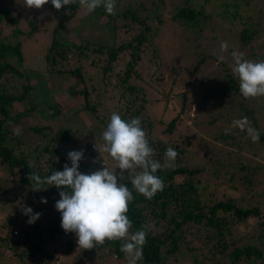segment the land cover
<instances>
[{"label":"trees","instance_id":"trees-1","mask_svg":"<svg viewBox=\"0 0 264 264\" xmlns=\"http://www.w3.org/2000/svg\"><path fill=\"white\" fill-rule=\"evenodd\" d=\"M175 1L178 5L172 21L190 30H203L208 20L204 3L215 0H201L203 3L200 6L198 0ZM219 1L221 5L222 1L227 0ZM237 1L235 0L236 3ZM24 2L25 0H10V8L0 5V168H5L8 173L6 178H0V261L3 259L25 264L29 260L28 264H64L66 259L63 258L76 254L78 260L87 264L95 263L92 256L107 264L112 259L129 264L125 253L120 250L122 241L106 240L103 246L85 250L79 248L78 237L74 233H65L61 227V214L55 209V203L60 199V189L49 186L47 190H32L33 182L28 177L34 171L44 177L54 171H63L66 163L71 166L68 153L62 152L61 145L69 144L76 137V132L64 125L55 129L50 124H24L23 119L36 114V107L22 111L16 107H21L29 92L36 88V83L29 84L35 76L30 75L25 68L21 37L30 39L40 32L51 34L48 46L43 51V77L53 81L55 78L68 76L83 83V89L74 92V95L81 96L85 101V109L93 113L96 112V107L90 104V89L85 82L86 79L93 82V78L86 71L89 67H95L103 76V84L114 78V84L123 89V98L121 97L122 104L113 112L128 122L139 117L149 146L154 150L152 159L167 165L164 154L173 145L160 140L152 141L150 134L154 122L146 110L147 99L131 82L132 76L138 74L137 65L158 28L155 26L153 29L151 22H162L161 6L153 3L155 7L146 10L144 2L134 6L132 2L115 0V15H110L103 6L89 12L79 0L57 10L49 0L41 8L43 11L46 9L47 14H43L41 9L27 8ZM234 6L237 7L238 4ZM100 15L116 25L122 23L126 28L125 32L131 34L130 38L118 44L114 41L109 46L87 38H82L79 42L68 40L67 34L70 32L67 27L70 22L73 21L78 30L89 29L93 18ZM52 17L58 22L49 30L48 23L52 21ZM82 19L85 22H81ZM250 23L244 22L239 32V40L243 46H247L258 35ZM24 24L28 29H23ZM1 25L12 27L9 34H3ZM151 50L155 56L158 55L153 45ZM125 54L129 55L128 61L122 71L116 72L121 56ZM96 70L94 72L98 73ZM226 77L231 90L241 94L236 80L231 75ZM17 79L29 81L22 86L21 93L18 91ZM94 86L91 83V87ZM71 89H76V86H71ZM46 108L52 111V116L61 113L57 104L46 103ZM243 110L250 116L252 129L259 133L257 143L264 146V125L258 122L253 110H247L244 106ZM113 112L105 118L96 115L105 129ZM176 121L173 118L165 131L173 133ZM20 125L22 128L19 129ZM22 130H28L31 137L24 135ZM222 136L228 137L226 134ZM37 137L38 141H32ZM93 146L94 144L86 146L84 154H89ZM176 151L178 156L174 164L155 173L165 186L151 200L133 188L131 177L127 173L123 180L120 179L117 162L111 158L118 183L125 184L133 193L134 199L130 202L127 213L132 222L130 232L142 229L146 231L143 259L137 264H177L184 255L188 256L190 264H264V212L258 206L242 203L244 196L206 200L205 197L209 195L206 196L207 186L199 178L201 170L184 163V150ZM240 165L239 170L245 171V174L239 177V186L235 184L234 175L231 174L227 180L233 182L231 188L247 186L246 192L251 193L250 185L258 175L259 166ZM219 168L220 171H227L228 166L222 164ZM139 171L141 169H134L131 175ZM216 171L214 174L218 177ZM37 197L39 201L36 208H39L38 213L41 215L35 223L29 224V216L23 214V209L30 207L36 213L35 204L32 203ZM42 197L47 203H41Z\"/></svg>","mask_w":264,"mask_h":264},{"label":"rangeland","instance_id":"rangeland-1","mask_svg":"<svg viewBox=\"0 0 264 264\" xmlns=\"http://www.w3.org/2000/svg\"><path fill=\"white\" fill-rule=\"evenodd\" d=\"M124 1L132 2L134 6L144 2L146 10L152 8L153 3L161 6L162 22L161 24H157L156 21L151 22L153 29L155 26L158 28L146 48V53L137 65L138 74H134L131 78V82L147 99L146 110L149 118L154 122L150 138L154 142L160 140L173 145L172 148L176 150L186 152L183 158L184 163L201 170L199 178L207 186L206 196L209 195L205 197L206 200L215 197L244 196L245 200L242 203L247 206H258L264 212V146L258 144V141L254 142L248 134L247 128H252L250 116L248 117L243 110V106L247 110H253L258 122L264 125V119H262L264 96L245 98L242 94L234 93L226 77L231 75L239 85L238 77L232 72L234 60L231 53L233 51L243 53L244 59L247 60L264 61V0H238L237 3L235 0H227L222 1L221 5L219 0L204 3L208 20L203 30H190L172 21L178 5L175 0ZM202 3L198 0V6ZM234 4L238 6L235 7ZM0 5L10 8L11 3L10 0L1 1ZM45 10L41 9L43 14H47ZM246 21L251 22L258 35L249 41L247 46H243L239 40V32ZM57 22L52 17V21L48 23L49 30L53 29ZM81 22H85V19ZM1 27L3 34H9L12 29L6 25ZM77 28L73 21L69 23L68 40L79 42L80 39L87 38L109 46L114 41L118 44L131 36L130 33L125 32L126 28L122 23L116 25L102 15L93 18L89 29L78 30ZM23 29H28L26 24L23 25ZM50 35L49 32H40L30 39L21 37L25 68L31 73L30 75L35 76L31 78L29 84L36 83V88L29 92L21 107L16 108L22 111L36 107L35 115L29 119H23L26 126L39 123L50 124L55 129L61 125L65 128L70 126L76 132V137L69 144L61 145L64 153L78 151L94 144L91 152L84 154V158L80 161L82 174L102 170L105 164L110 171H114L111 157L107 153H99L95 148L104 144L102 133L106 130L96 115L105 118L119 107L122 104L123 89L114 84V78L111 82L103 84L100 71L98 72L95 67H89L86 74L93 78V82L87 79L85 82L90 89L88 99L90 104L96 107V112L85 109L84 99L74 95V92L83 89V83L82 85L68 76L51 81L50 78L42 75L43 51L48 46ZM223 42L228 44L226 52L220 51V45ZM152 45L157 50V56L151 50ZM220 55L224 56L223 61L218 59ZM128 57V54L121 56L116 72L124 69ZM88 65L91 66L90 63ZM95 70L98 73L94 72ZM16 82L18 91L21 93L22 86L29 81L17 79ZM91 83H94V88L91 87ZM71 86H76V89H71ZM46 103L57 104L61 113L52 116V111L46 108ZM244 115L248 123L242 131L240 127L233 126V121L242 120L245 118ZM173 118L177 120L175 129L173 133H168L165 130ZM18 127L22 128L21 125ZM22 133L31 137L28 130H22ZM222 134L228 137L224 138ZM38 140V137L32 139L35 142ZM241 163L259 166L258 175L250 185L251 193L246 192L247 186L231 188L233 182L227 180L232 174L235 176V184L240 183L239 177L245 174V171L239 170ZM222 164H227V171L218 170ZM215 171L218 177L214 174ZM7 176L5 168H0V178L4 179ZM38 201V197L33 200L32 205L35 204V208L38 206ZM40 209L43 210V207ZM35 210L36 213L39 212V208ZM76 257L75 254L63 258L66 259L63 262L64 264H87ZM181 257V262L177 264H190L187 255ZM91 259L95 261L91 264H107L93 256ZM114 260L112 259L108 264H123ZM28 263L29 260L25 262V264ZM0 264H21V262L2 259Z\"/></svg>","mask_w":264,"mask_h":264},{"label":"clouds","instance_id":"clouds-1","mask_svg":"<svg viewBox=\"0 0 264 264\" xmlns=\"http://www.w3.org/2000/svg\"><path fill=\"white\" fill-rule=\"evenodd\" d=\"M76 0H51V5L60 10ZM49 0H25L29 9H41ZM89 12L103 6L110 15H115V0H79ZM228 50L227 42L220 45V51ZM234 65L232 72L239 79V91L245 98L264 96V61L254 62L244 59L243 53H231ZM220 61L224 56H218ZM248 123L247 118L233 121V126L243 131ZM227 131V130H226ZM252 140L258 141L259 133L247 128ZM104 144L95 146L101 153H107L117 162L120 179L127 173L131 177L133 188L146 199L151 200L158 191H163V180L155 175L163 167H171L178 152L172 147L165 151L167 165L153 160L154 150L149 146L146 132L142 129L141 119L132 118L130 122L113 112L102 133ZM71 166L66 163L63 171H54L51 175L41 177L35 171L28 179L33 182V191L47 190L49 186L60 189V199L55 209L61 214V227L65 233H74L78 237L79 248L90 250L105 244V241H122L121 252L125 253L129 264H137L143 259V245L146 243V231L131 233L132 222L127 213L130 202L134 199L132 191L123 183H118L117 175L105 164L102 170L91 174L79 171L80 161L84 158V150H74L67 154ZM141 169L131 175L132 170ZM46 185V187H44ZM41 203H47L41 198ZM29 216L28 223H35L41 213H33L32 208L23 209Z\"/></svg>","mask_w":264,"mask_h":264}]
</instances>
